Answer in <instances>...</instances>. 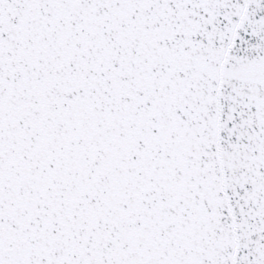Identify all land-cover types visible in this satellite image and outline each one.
I'll return each instance as SVG.
<instances>
[{"label": "snow or ice", "instance_id": "6c2138e0", "mask_svg": "<svg viewBox=\"0 0 264 264\" xmlns=\"http://www.w3.org/2000/svg\"><path fill=\"white\" fill-rule=\"evenodd\" d=\"M0 264H264V0H0Z\"/></svg>", "mask_w": 264, "mask_h": 264}]
</instances>
